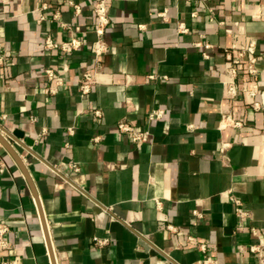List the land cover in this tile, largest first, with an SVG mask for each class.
Here are the masks:
<instances>
[{
	"label": "crops",
	"instance_id": "crops-1",
	"mask_svg": "<svg viewBox=\"0 0 264 264\" xmlns=\"http://www.w3.org/2000/svg\"><path fill=\"white\" fill-rule=\"evenodd\" d=\"M74 1L80 15L67 0H47L39 23L38 0H0V133L39 193L57 264H205L207 256L258 264L240 247L256 241L254 229L264 236V133L257 130L264 125V56L261 110L241 98L243 128L218 126L230 104L225 48L252 39L264 52V0H111L101 83L87 96L78 81L93 66L95 0ZM48 35L84 44L72 53L49 51ZM201 39L212 45L208 58L194 47ZM48 67L65 79L54 95L45 93ZM156 107L166 115L151 122ZM122 119L149 129L151 142L136 145L120 134ZM223 141L232 143L225 152ZM1 153L0 221L11 229L13 249L0 254L53 264L31 185L11 153ZM230 193L249 217H237Z\"/></svg>",
	"mask_w": 264,
	"mask_h": 264
},
{
	"label": "built area",
	"instance_id": "built-area-1",
	"mask_svg": "<svg viewBox=\"0 0 264 264\" xmlns=\"http://www.w3.org/2000/svg\"><path fill=\"white\" fill-rule=\"evenodd\" d=\"M6 1V0H3ZM69 5L74 9L75 15H80L82 9L81 6L74 0H67ZM110 1L111 0H95L94 3V15H95V27L96 40L93 45V66L90 69L83 71L78 81V89L81 96L89 95L93 88L101 83L100 75L104 70V56L108 52L109 44L107 42L106 33L111 24L110 16ZM49 4L47 0H38L36 11L40 14L38 19L39 23L46 20L44 12L48 10ZM164 15V13H163ZM261 16L264 17V9L261 11ZM54 19L59 18L58 13L54 14ZM213 19V18H212ZM224 24V21L220 22ZM63 27L68 29H74L73 26L62 23ZM76 30H80V27H76ZM179 32L184 33L188 29L184 23H180L178 27ZM204 38V37H203ZM84 44V41L79 37H72L69 40L59 42L50 35L45 38V48L49 51H58L60 53H72L80 49ZM212 45L203 39L194 43V47L202 50L205 58L209 57L207 49ZM263 54V55H261ZM226 67L223 72V83L225 86V97L229 101V106L221 112V119L218 128L225 130L227 128L241 129L244 123L238 117V110L236 103L243 99L247 108L253 110H261L262 105L258 100V96L261 92V84L259 82L260 75V62L261 56H264V52L260 53L258 50V42L256 40H249L246 43H233L229 47L225 48ZM6 54L0 52V66L5 65ZM45 75L47 77V86L45 93L48 95L56 94L59 89L64 85L65 79L62 73L57 72L53 68H46ZM154 78V75H150ZM127 107H132V102L128 100ZM97 116L101 115V111H94ZM166 115V110L163 107H156L152 109L149 114V120L156 122L163 119ZM32 120H36L32 117ZM117 130L120 134L129 137V139L136 145L148 144L152 140V134L149 129L138 128L126 119H122L117 123ZM257 130L264 133V125L257 127ZM74 128L70 127L69 132L73 133ZM46 133V130L43 131ZM94 142L100 140V136L94 137ZM21 144V142H20ZM232 146L230 142L222 143L221 151L225 152ZM3 145L0 143V168L6 167L5 160L1 153ZM264 164V153H263ZM72 168L75 171H79L80 167L77 164H72ZM230 200L235 205L236 215L239 218L249 217V211L244 208L243 201L230 193ZM157 204L160 206L161 201L156 199ZM195 219L202 217V214L195 210ZM196 224V221L194 222ZM11 229L5 222L0 221V252H11L13 249L12 242L7 238ZM253 235L256 238L255 242L249 245L240 247V251L243 253H249L257 258L258 264H264V236H262L256 229L253 231ZM191 240H196L195 237H190ZM108 240H97L98 244H104ZM201 248L206 249L205 245H201ZM205 264H217L216 259L211 256H207L204 260ZM0 264H20V259L12 254L2 255L0 254Z\"/></svg>",
	"mask_w": 264,
	"mask_h": 264
},
{
	"label": "water",
	"instance_id": "water-1",
	"mask_svg": "<svg viewBox=\"0 0 264 264\" xmlns=\"http://www.w3.org/2000/svg\"><path fill=\"white\" fill-rule=\"evenodd\" d=\"M32 140H28V144H33ZM0 143L3 145V147H5L10 153L11 155L15 158V160L17 161V163L21 166V168L24 171V174L26 176V178L29 181V184L31 185V188L33 190V194L36 198V202L39 208V211L41 213V218H42V222H43V227H44V231H45V235H46V239H47V243H48V247H49V252H50V256H51V260L53 264H57V260L55 257V251L52 245V241L50 238V234H49V229H48V225H47V220L43 211V206H42V202H41V198L39 196V193L36 190L35 184L32 180V177L28 171V169L26 168V166L24 165L23 160L21 159L20 155L15 151V149L13 148V146L6 140V138L0 133Z\"/></svg>",
	"mask_w": 264,
	"mask_h": 264
}]
</instances>
